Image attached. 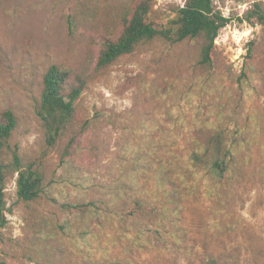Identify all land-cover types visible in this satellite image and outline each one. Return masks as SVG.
<instances>
[{"label":"rangeland","instance_id":"374dc122","mask_svg":"<svg viewBox=\"0 0 264 264\" xmlns=\"http://www.w3.org/2000/svg\"><path fill=\"white\" fill-rule=\"evenodd\" d=\"M81 1L0 0V111L17 113L12 143L23 157L41 158L47 196L62 203L129 194L163 210L161 165L171 154L183 157L191 150L199 124L222 126L240 140L226 183L198 177L177 218L152 225L159 233L132 257L114 243L112 229L97 233L91 252L109 256L106 264H200L207 252L229 251L240 252L245 264H264V23L245 18L254 2L264 0H214L231 21L220 30L208 70L197 65L198 40H158L92 78L80 102L93 127L79 153L64 161L60 148H47L34 106L52 64L94 68L95 33L81 28L72 35L67 22ZM185 3L155 0L149 18L166 25ZM16 178L6 188L9 224L0 228V259L6 260L8 237L24 233Z\"/></svg>","mask_w":264,"mask_h":264},{"label":"trees","instance_id":"16d2710c","mask_svg":"<svg viewBox=\"0 0 264 264\" xmlns=\"http://www.w3.org/2000/svg\"><path fill=\"white\" fill-rule=\"evenodd\" d=\"M154 3L155 0H138L135 4L128 0H82L68 15L71 34H78L81 28L92 30L99 50L91 70H67L52 64L43 76L34 110L44 129L47 148H60L64 161L66 156L79 153L82 137L93 127L92 118L80 102L84 90L92 78L107 71L121 57L158 40H198V67H212L215 41L231 18L217 8L214 0H186L175 8L176 15L168 24H156L149 18ZM245 18L264 23L263 2H254ZM109 119L114 121L110 114ZM18 124L19 117L13 109L0 111V228L9 224L7 212L12 210L7 206L6 188L15 174L16 205L24 219L23 235L8 237L11 259H0V264L109 263V256L97 258L91 252L93 238L104 229H112L117 235L114 243H120L132 257L136 247H149L153 236L159 233L152 225L164 227L165 220L173 222V217L177 218L180 201L192 191L191 185L198 177L226 183L235 163L234 144L240 141L222 126L199 124L189 139L191 150L183 157L171 154L157 172L167 197L163 210L129 194L60 203L47 196L49 188L40 168L41 158L23 157L18 145L12 143ZM73 167L78 166L73 163ZM240 255L231 251L207 252L200 264H245Z\"/></svg>","mask_w":264,"mask_h":264}]
</instances>
